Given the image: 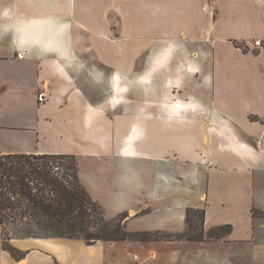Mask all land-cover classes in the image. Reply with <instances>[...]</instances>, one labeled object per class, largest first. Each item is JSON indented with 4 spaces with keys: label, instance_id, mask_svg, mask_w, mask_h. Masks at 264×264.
<instances>
[{
    "label": "crops",
    "instance_id": "0c3cea01",
    "mask_svg": "<svg viewBox=\"0 0 264 264\" xmlns=\"http://www.w3.org/2000/svg\"><path fill=\"white\" fill-rule=\"evenodd\" d=\"M262 42L264 0H0V63L18 68L0 77V113L10 89L16 100L0 156L76 155L82 183L106 216L127 212L130 231L182 233L199 208L206 234L232 227L205 240L13 238L17 259L0 225V264H264ZM213 55L256 64L234 111L178 93L212 84Z\"/></svg>",
    "mask_w": 264,
    "mask_h": 264
},
{
    "label": "trees",
    "instance_id": "16d2710c",
    "mask_svg": "<svg viewBox=\"0 0 264 264\" xmlns=\"http://www.w3.org/2000/svg\"><path fill=\"white\" fill-rule=\"evenodd\" d=\"M194 215L198 218L197 224ZM127 216V212H122L106 218L103 206L82 183L74 154L4 153L0 156L3 246L17 259L23 258L26 252L11 243L13 238L65 237L83 239L88 244L98 240H205L221 238L232 228L229 224L221 225L206 234L203 208L188 209L187 229L177 234L130 231L125 225Z\"/></svg>",
    "mask_w": 264,
    "mask_h": 264
},
{
    "label": "rangeland",
    "instance_id": "374dc122",
    "mask_svg": "<svg viewBox=\"0 0 264 264\" xmlns=\"http://www.w3.org/2000/svg\"><path fill=\"white\" fill-rule=\"evenodd\" d=\"M237 46H240L244 50L253 51L256 54V43L248 44L245 40L236 42ZM258 45L260 43H257ZM261 44L264 45V42ZM229 58V59H227ZM216 62L214 63V60ZM213 66L206 70V72L211 70V74L213 77L212 84H208L207 86L204 83L201 85L199 79H194L193 81L186 80L184 85L178 90V93L182 97L190 96L191 93L196 96H204L205 100L208 102H212L217 108L220 110H227V105L234 111V107L236 106L238 97H242L246 94L247 90H256V64L244 61L241 56H228V55H213L212 60ZM18 69L17 65H8L5 62L0 63V77H9V73ZM41 94V93H40ZM10 93H5V97L9 99L7 102V106L9 107L6 112L0 113V125L9 124L12 121L13 115V107L15 102L12 101L14 97ZM46 96L39 95L40 101H43ZM211 104V103H210ZM252 119H256V116H252ZM245 137H247L244 134ZM11 134L9 130L5 128H0V152L2 148H7V146H11ZM79 161L81 162V166L87 169L88 160L83 156H78ZM80 165V164H79ZM96 200V198H94ZM101 204V203H100ZM110 214V213H109ZM106 216V214H105ZM106 218L111 219L113 217L106 216ZM194 223H198L197 216H193ZM190 232L189 234H191ZM65 238V237H63ZM61 264V263H57Z\"/></svg>",
    "mask_w": 264,
    "mask_h": 264
},
{
    "label": "built area",
    "instance_id": "2783aa9c",
    "mask_svg": "<svg viewBox=\"0 0 264 264\" xmlns=\"http://www.w3.org/2000/svg\"><path fill=\"white\" fill-rule=\"evenodd\" d=\"M40 95H41V96H43V95H44V93H41Z\"/></svg>",
    "mask_w": 264,
    "mask_h": 264
}]
</instances>
